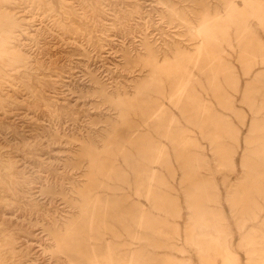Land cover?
I'll use <instances>...</instances> for the list:
<instances>
[{"label": "rangeland", "instance_id": "1", "mask_svg": "<svg viewBox=\"0 0 264 264\" xmlns=\"http://www.w3.org/2000/svg\"><path fill=\"white\" fill-rule=\"evenodd\" d=\"M263 166L264 0H0V264H264Z\"/></svg>", "mask_w": 264, "mask_h": 264}, {"label": "bare ground", "instance_id": "2", "mask_svg": "<svg viewBox=\"0 0 264 264\" xmlns=\"http://www.w3.org/2000/svg\"><path fill=\"white\" fill-rule=\"evenodd\" d=\"M263 4V3H262ZM1 10H2V8H1ZM227 11V10H226ZM6 14V13H5ZM202 20V19H201ZM256 21H257V19H256ZM204 23H206V22H204ZM202 24V26H200L199 28H198V32L199 33H201L202 35H203V37L206 39V40H209V39H211L212 38V35H211V31H210V28H209V26H207L206 24ZM218 23V22H217ZM237 27H239V26H237ZM197 32V31H196ZM201 36V35H200ZM227 36V35H226ZM215 39H217V38H215ZM253 39V38H252ZM203 41V40H202ZM212 41V40H211ZM217 41V40H216ZM218 42V41H217ZM2 43V42H1ZM202 43V42H201ZM203 44V43H202ZM204 44H205V41H204ZM206 44H208L207 42H206ZM206 44H205V46H206ZM227 44V43H226ZM209 46V45H208ZM245 46V45H244ZM248 46V45H247ZM250 46V45H249ZM261 46V45H260ZM200 47H201V45H200ZM204 47V46H203ZM207 47V46H206ZM200 49V48H199ZM204 49H205V47H204ZM2 51H6V48L4 47V46H2ZM206 51V50H205ZM19 53H20V51H19ZM207 55H209V54H207ZM198 56V55H197ZM222 59V58H221ZM217 60V59H216ZM216 60H213V61H216ZM219 60V59H218ZM178 63V62H177ZM214 65V64H213ZM210 66H212V65H210ZM209 66V67H210ZM219 66H220V63H219ZM179 67V66H178ZM216 67V66H215ZM225 67V66H224ZM250 68V67H249ZM157 70V69H156ZM244 70V69H243ZM212 72V71H211ZM245 72V71H244ZM185 73V72H184ZM151 74V73H150ZM202 74H203V72H202ZM190 76V75H189ZM218 81V80H217ZM187 83V82H186ZM211 84V83H210ZM186 85H188V84H186ZM214 85V84H213ZM178 88V87H177ZM212 89V88H211ZM139 93V92H138ZM188 94V93H187ZM180 97V96H179ZM230 102V101H229ZM249 102V101H248ZM228 103V102H227ZM164 104V103H163ZM225 104V103H224ZM249 104V103H248ZM203 107V106H202ZM161 108V107H160ZM261 109V108H260ZM200 110V109H199ZM175 116V115H174ZM172 117V116H171ZM212 121V120H211ZM170 123V122H169ZM210 125V124H209ZM262 127V126H261ZM215 128V127H214ZM262 130V129H261ZM217 131V130H216ZM167 133V132H166ZM165 136V135H164ZM220 139V138H219ZM219 143V142H218ZM127 144V143H126ZM174 146V145H173ZM125 147V146H124ZM186 149V148H185ZM183 150V149H182ZM181 151V150H180ZM121 152V151H120ZM179 152V151H178ZM198 157V156H197ZM227 160H228V157L226 158ZM229 159H230V157H229ZM230 160H232V159H230ZM179 161V160H178ZM163 162V161H162ZM233 162V161H232ZM165 165V164H164ZM255 166V165H254ZM253 166V167H254ZM256 167V166H255ZM264 167V166H263ZM172 168V167H171ZM181 168V167H180ZM249 168V167H248ZM250 169V168H249ZM257 169V168H256ZM252 170V169H251ZM261 170V169H260ZM110 171V170H109ZM264 171V170H263ZM256 172H258V171H256ZM127 174V173H126ZM249 174V173H248ZM247 175V174H246ZM253 175V174H252ZM261 175H262V173H261ZM260 175V176H261ZM186 177V176H185ZM250 177H252V176H250ZM262 177V176H261ZM247 178V177H246ZM153 179V178H152ZM151 179V180H152ZM160 180V179H159ZM252 181V180H251ZM259 183H257V184H255V186L256 185H258ZM151 185V184H150ZM260 185H261V183H260ZM249 187V186H248ZM259 187V186H258ZM261 187V186H260ZM249 189V188H248ZM248 189H246V190H248ZM259 189V188H258ZM261 189V188H260ZM100 190V189H99ZM246 190H245V192H246ZM263 190V189H262ZM261 190V191H262ZM150 191H151V189H150ZM192 192V191H191ZM249 192V191H248ZM247 193V192H246ZM259 193V192H258ZM194 194V193H193ZM249 195V194H248ZM252 196V195H251ZM158 197V196H157ZM247 198V197H246ZM252 198H253V196H252ZM146 199V198H145ZM243 200V199H242ZM251 200V199H250ZM252 200H254V199H252ZM150 201V200H149ZM107 202V201H106ZM236 203V202H235ZM234 203V204H235ZM157 205H159V204H157ZM194 208V207H193ZM198 208V207H197ZM246 208H248V207H246ZM255 211V210H254ZM253 211V212H254ZM130 212V211H129ZM255 216V215H254ZM136 220V219H135ZM165 220V219H164ZM194 224V223H193ZM195 226V225H194ZM75 227V226H74ZM125 227V226H124ZM138 227H140V226H138ZM157 228V227H156ZM190 228V227H189ZM92 229V228H91ZM115 230V229H114ZM111 231V230H110ZM138 231V230H137ZM177 234V233H176ZM250 234V233H249ZM222 236H223V234H222ZM262 236H264V235H262ZM261 236V237H262ZM192 237V236H191ZM201 237V236H200ZM210 237V236H209ZM254 237V236H253ZM260 237V238H261ZM92 238V237H91ZM255 238V237H254ZM224 239V238H223ZM262 239V238H261ZM151 240V239H150ZM217 240V239H216ZM197 242V241H196ZM250 242H252V241H250ZM64 243V242H63ZM61 244V243H60ZM157 244H159V243H157ZM217 244V243H216ZM253 244V243H252ZM255 244V243H254ZM171 245V244H170ZM163 246V245H162ZM226 246V245H225ZM176 247H178V246H176ZM182 247V246H181ZM110 249V248H109ZM207 249V248H206ZM227 249V248H226ZM138 251V250H137ZM206 251V250H205ZM114 252V251H113ZM228 252V251H227ZM205 253V252H204ZM226 253V252H225ZM110 254V253H109ZM94 256V255H93ZM159 257V256H158ZM112 258V257H111ZM110 258V259H111ZM227 259V258H226ZM72 261V260H71ZM111 262V261H110ZM99 264V263H98Z\"/></svg>", "mask_w": 264, "mask_h": 264}]
</instances>
